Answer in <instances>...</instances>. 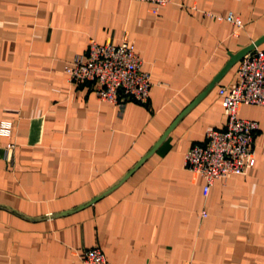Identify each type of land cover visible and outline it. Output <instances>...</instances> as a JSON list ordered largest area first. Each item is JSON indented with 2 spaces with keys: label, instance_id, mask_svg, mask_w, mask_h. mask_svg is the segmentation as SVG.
<instances>
[{
  "label": "crops",
  "instance_id": "crops-1",
  "mask_svg": "<svg viewBox=\"0 0 264 264\" xmlns=\"http://www.w3.org/2000/svg\"><path fill=\"white\" fill-rule=\"evenodd\" d=\"M149 8L0 0V124H13L0 135V264H87L78 253L94 247L107 264H264V108L238 109L259 127L242 175L205 197V180L184 166L223 129L218 90L238 63L192 105L264 35V0ZM229 13L242 28L216 18ZM126 34L151 77L148 104L102 102L91 83L68 82L66 66L92 40L119 45Z\"/></svg>",
  "mask_w": 264,
  "mask_h": 264
},
{
  "label": "built area",
  "instance_id": "built-area-1",
  "mask_svg": "<svg viewBox=\"0 0 264 264\" xmlns=\"http://www.w3.org/2000/svg\"><path fill=\"white\" fill-rule=\"evenodd\" d=\"M149 5V12L159 16L172 0H129ZM208 17L214 15L207 13ZM236 28H242L241 20L233 13L216 17ZM68 82L73 86L87 83L102 102L124 105L136 102L146 105L152 87L150 74L136 52L135 44L126 34L119 45H101L95 40L89 44L86 54L75 56L66 66ZM218 98L225 123L222 130H211L206 135V144L195 145L185 156V169L200 175L205 180L203 193L207 197L218 180L242 175L255 164L253 141L258 123L238 117L243 105L264 108V47L256 48L245 55L235 71V82L230 87L218 90ZM13 124H0V135L11 137ZM14 148L10 145L9 149ZM207 214L204 212L203 217ZM78 258L87 264H107L106 257L98 247L84 249Z\"/></svg>",
  "mask_w": 264,
  "mask_h": 264
},
{
  "label": "water",
  "instance_id": "water-1",
  "mask_svg": "<svg viewBox=\"0 0 264 264\" xmlns=\"http://www.w3.org/2000/svg\"><path fill=\"white\" fill-rule=\"evenodd\" d=\"M264 43V35H262L259 39L248 45L247 47L243 48L239 52L234 55H230L229 61L225 65V67L218 73L217 77L214 79L212 84L208 87L205 93L199 97V99L192 105H196L208 92H210L216 84L220 81V79L236 64L238 63L245 55L252 52L254 49L260 47ZM191 108V107H190ZM156 148V147H155ZM154 148V150H155ZM98 199L93 201L96 202Z\"/></svg>",
  "mask_w": 264,
  "mask_h": 264
}]
</instances>
